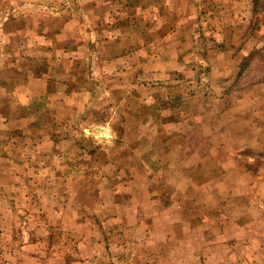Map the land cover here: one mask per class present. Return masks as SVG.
<instances>
[{
    "label": "rangeland",
    "instance_id": "374dc122",
    "mask_svg": "<svg viewBox=\"0 0 264 264\" xmlns=\"http://www.w3.org/2000/svg\"><path fill=\"white\" fill-rule=\"evenodd\" d=\"M0 264H264V0H0Z\"/></svg>",
    "mask_w": 264,
    "mask_h": 264
},
{
    "label": "crops",
    "instance_id": "0c3cea01",
    "mask_svg": "<svg viewBox=\"0 0 264 264\" xmlns=\"http://www.w3.org/2000/svg\"><path fill=\"white\" fill-rule=\"evenodd\" d=\"M43 32H44V31H43ZM42 34H43V33H42ZM54 42H55V41H54ZM55 43H56V44H59L58 42H55ZM64 49H67V46H66V45L64 46ZM240 138H241V139L237 141L236 148H243L244 146H247V145L244 144V142L242 141L243 137H240ZM255 140H257V139H255ZM261 141H262V140H258L259 143H261ZM255 144H257V143L255 142ZM248 145H249V143H248ZM257 145H258V144H257ZM258 146H259V145H258ZM224 180L231 181L232 183L237 184L236 180H235L233 177H231V178L228 177V179H226L225 176H224V177H223V181H224Z\"/></svg>",
    "mask_w": 264,
    "mask_h": 264
}]
</instances>
